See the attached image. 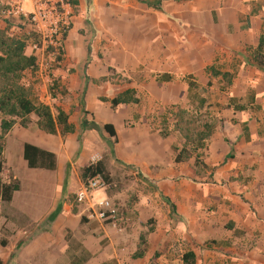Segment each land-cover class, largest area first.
Segmentation results:
<instances>
[{
    "label": "crops",
    "instance_id": "0c3cea01",
    "mask_svg": "<svg viewBox=\"0 0 264 264\" xmlns=\"http://www.w3.org/2000/svg\"><path fill=\"white\" fill-rule=\"evenodd\" d=\"M230 1L74 0L59 66L22 73L64 86L56 110L71 131L47 134L29 115L5 133L0 184L11 177L18 190L0 200V264H264V107H224L225 119L195 151L163 123L169 106L184 104L182 74L208 66L209 50L226 47L228 35L243 45L248 26ZM45 97L38 94L39 104ZM23 144L52 153L54 169L27 168ZM182 147L190 155L174 162ZM93 154L102 155L108 185L94 196L117 205L120 234L87 221L86 204L73 201Z\"/></svg>",
    "mask_w": 264,
    "mask_h": 264
},
{
    "label": "trees",
    "instance_id": "16d2710c",
    "mask_svg": "<svg viewBox=\"0 0 264 264\" xmlns=\"http://www.w3.org/2000/svg\"><path fill=\"white\" fill-rule=\"evenodd\" d=\"M253 12V11H251ZM264 20V14H263ZM26 38L21 34L18 36L6 37L0 32V171L2 169L1 152L4 143V135L9 128L18 120L20 126H24L29 122V115H34L37 127L47 134L64 135L71 131V126L67 123V116L59 109L56 114L52 116L47 106L37 103L30 97L28 92L19 84L21 74L25 70H32L35 68V58L31 54L24 52L26 45ZM61 54V53H60ZM249 60L256 68L264 71V31H260L256 45L250 51ZM59 60V57H57ZM209 70V67L206 71ZM164 79H168V75H162ZM190 75L186 77V99L188 102L194 104V109L199 110L205 107V98L203 93L205 89L195 82H193ZM206 87L210 86L209 79L205 83ZM121 102L119 99H112V105ZM225 108L231 109L233 112H245L247 110L253 113L260 111V106L254 103V97L251 93L248 95V102L246 104L237 103L235 98H228ZM263 116L264 113L262 112ZM174 121V130L184 141V147L189 146L190 151H195L203 147V141L207 138L211 127L207 133L200 131L199 126H189L186 122L181 123ZM242 132L247 137V129L242 126ZM102 131L110 138H114L115 134L110 124L102 125ZM259 134V131L257 132ZM182 152V155L181 153ZM174 157V162H178L183 158H187L189 151L181 149ZM22 159L27 168H39L46 170H53L55 167V158L52 153L41 150L29 144L22 146ZM101 161V160H100ZM98 161L92 171L102 174L101 162ZM91 168L84 167L81 170L80 178L83 179ZM103 175V174H102ZM18 190V181L9 177L6 183L0 184V200L8 202L11 194ZM184 263L191 262L192 255L190 253L183 255Z\"/></svg>",
    "mask_w": 264,
    "mask_h": 264
},
{
    "label": "rangeland",
    "instance_id": "374dc122",
    "mask_svg": "<svg viewBox=\"0 0 264 264\" xmlns=\"http://www.w3.org/2000/svg\"><path fill=\"white\" fill-rule=\"evenodd\" d=\"M226 1L230 0H222V2L227 3ZM231 3L236 7L237 15H241L242 18L246 17V19H242V25H247L249 31L247 33H241L240 31L242 42L238 41L243 43V45L235 46L236 42L228 35L226 47L218 45L217 49L209 50L208 61L201 63V65H208L209 62L210 64L208 66L205 65L206 67L202 66V70L192 72V76L189 78L191 80L194 79L205 89L203 93L206 101L205 107L195 110L193 108L194 104L188 102L185 98L184 104H173L166 109L167 112H172V114H168L166 119L163 120L164 127L167 128L168 126L169 129H173L174 121H179L181 118L180 121L182 124L186 122L189 126H199L200 131H203V133H207L209 127H211L207 136L208 138L214 132L215 127L225 119L223 117L225 114H220V110L224 109L227 98L234 97L237 103L246 104L248 102V95L251 93L255 102L260 104L261 107H264V71L251 64L248 58L250 51L254 48L253 44L255 43L257 34L260 31H264V0H239V6L238 4L236 5L235 0ZM225 24L223 23L222 25L226 29L225 33H231V27ZM216 31H218V28H216ZM0 32L6 37L18 35L13 23L0 22ZM58 66L51 65L48 70L52 71ZM208 67L209 70L206 71ZM43 73L44 71H41V74ZM188 73H185V75L182 74L183 80L186 79ZM107 77H116V74L109 71ZM178 77L181 79V75H178ZM207 77H209L210 81L209 87L205 86ZM19 84L37 103H39V93L44 97L46 96L41 103H45L51 109L53 115H55L56 108L59 107L58 104L66 101V90L60 83L44 82L38 77H27L21 74ZM123 99L125 100L127 97ZM260 116V114H257L254 116V119L257 120L256 118ZM101 157L102 155L100 156V160ZM195 164L202 167V159H198Z\"/></svg>",
    "mask_w": 264,
    "mask_h": 264
},
{
    "label": "built area",
    "instance_id": "2783aa9c",
    "mask_svg": "<svg viewBox=\"0 0 264 264\" xmlns=\"http://www.w3.org/2000/svg\"><path fill=\"white\" fill-rule=\"evenodd\" d=\"M74 8V0H0V22L13 23L18 33L26 38L35 66L47 73L61 55L64 38L71 29ZM98 161L100 156L97 154L89 157L87 166L91 170L73 194V201L77 205L86 204L84 218L87 221L120 234L124 231L125 219L117 205L107 197L94 196L108 187L103 175L92 171ZM115 264L126 263L117 258Z\"/></svg>",
    "mask_w": 264,
    "mask_h": 264
}]
</instances>
